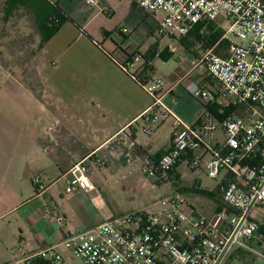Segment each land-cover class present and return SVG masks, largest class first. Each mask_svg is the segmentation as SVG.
Returning <instances> with one entry per match:
<instances>
[{"label":"crops","instance_id":"1","mask_svg":"<svg viewBox=\"0 0 264 264\" xmlns=\"http://www.w3.org/2000/svg\"><path fill=\"white\" fill-rule=\"evenodd\" d=\"M96 1L88 5L86 0H55L69 19L39 54L36 86L0 68L7 82L0 84V264L48 248L72 259L61 246L72 233L90 231L111 217L140 210L120 200L115 189L138 183L136 173L146 158L158 163L171 150L173 135L169 121L152 126L150 134L142 133L139 119L152 99L136 75L162 80L165 104L197 129L204 107L187 97L186 85L194 81L219 90L218 82L199 64L205 52L184 58L180 70L152 77L155 60L170 56L161 55L158 44L143 51L142 31L156 33L157 17L141 10L135 0ZM219 43L211 49L219 51ZM212 110L218 114L216 105ZM125 137L135 140V149L123 144ZM199 151L206 155L203 149L195 153ZM195 153L177 165L185 160L192 163ZM83 160L96 191L68 195L69 171ZM36 177L42 180V190L34 182ZM171 179L157 186L171 184L166 196L183 194L202 216L215 218L226 209L219 186L213 192L219 195L222 209L220 204L211 206L213 198L196 194L197 185L182 187L175 176ZM60 217L65 223L59 222ZM257 246L255 240L252 247ZM225 264H264V258L235 249Z\"/></svg>","mask_w":264,"mask_h":264},{"label":"built area","instance_id":"2","mask_svg":"<svg viewBox=\"0 0 264 264\" xmlns=\"http://www.w3.org/2000/svg\"><path fill=\"white\" fill-rule=\"evenodd\" d=\"M96 3L86 0L88 5ZM135 3L157 17L160 36H187L201 22H213L224 31L220 42L229 41L223 55L212 48L199 62L220 85L218 92L194 81L186 85L204 107L198 129L165 104L160 79L142 85L152 100L139 119L145 135L161 121L172 125V148L158 163L146 158L148 174L158 183L169 182L181 159L203 149L209 155L207 175L221 178L219 192L226 209L209 219L194 210L183 194L173 193L144 209L111 217L90 231L72 233L61 244L72 259L48 248L7 264H225L235 249L264 258L260 231L264 227V0ZM213 105L218 114L211 111ZM122 141L130 148L137 146L129 137ZM69 174L66 194L96 191L86 160L76 163ZM34 182L38 190L44 188L39 177ZM58 220L65 223L64 217Z\"/></svg>","mask_w":264,"mask_h":264},{"label":"rangeland","instance_id":"3","mask_svg":"<svg viewBox=\"0 0 264 264\" xmlns=\"http://www.w3.org/2000/svg\"><path fill=\"white\" fill-rule=\"evenodd\" d=\"M5 3L6 0H0V68L7 69L14 78L22 83L36 86L38 80L34 76V68L37 66L40 54L37 50L40 41L38 29L33 17L25 10L16 12L10 20H6L4 15ZM216 28L221 27L216 24ZM223 28L228 29V24L223 23ZM203 40L206 41V38L204 37ZM203 40H198L195 36L189 35L162 37L157 32L151 35L148 29L142 31L141 45L144 53H147L151 46L158 44L161 55H165V53L170 55L155 60V67L150 72L152 77L155 74H166L172 70H180L184 66V58L190 54L202 55L203 52L211 49ZM111 45L115 46L113 43ZM4 80L5 76L0 71V84H7ZM186 95L193 103H197V100L189 92ZM193 158L198 164L185 160L175 166L176 183H183L182 187L191 188L197 185L200 189L216 191L221 178L215 180L207 175L205 168L209 160L208 155H203L199 151L195 153ZM136 178L139 180L138 183L132 181L130 187L115 189V194H118L120 200L127 203L130 201L135 207H139L138 209L149 206L170 192L171 184L157 186L158 179L148 174L145 165L137 171ZM217 204L216 201H213L211 206L216 208Z\"/></svg>","mask_w":264,"mask_h":264},{"label":"trees","instance_id":"4","mask_svg":"<svg viewBox=\"0 0 264 264\" xmlns=\"http://www.w3.org/2000/svg\"><path fill=\"white\" fill-rule=\"evenodd\" d=\"M5 5L4 15L6 20H10L16 12L22 10L29 12L31 17H33V21L36 24L40 36V41L37 47L39 53L43 50L45 44L55 36L63 24L69 19L59 9L57 4L51 0H6ZM223 35V29L216 28V24L213 22H201L189 33V36H195L198 40H203L205 37L206 41H203L207 43L208 47L216 45L222 39ZM229 45V41L223 40L218 44V50L225 51ZM145 75L143 77L136 75L137 81L143 86L151 81L149 80V77ZM212 111L216 114V111ZM172 174L173 177L176 175L174 171ZM193 191L201 196L213 198L218 204H220L219 209H222L221 202L218 200L219 195L217 192H209L199 188H194ZM260 231L264 234V227H261Z\"/></svg>","mask_w":264,"mask_h":264}]
</instances>
